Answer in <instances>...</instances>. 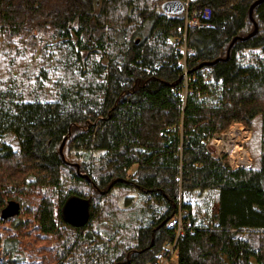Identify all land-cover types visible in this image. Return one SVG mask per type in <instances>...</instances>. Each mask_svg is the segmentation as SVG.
<instances>
[{"label":"trees","instance_id":"16d2710c","mask_svg":"<svg viewBox=\"0 0 264 264\" xmlns=\"http://www.w3.org/2000/svg\"><path fill=\"white\" fill-rule=\"evenodd\" d=\"M165 1L0 0V200L23 202L0 217V264H156L180 212L177 264H264V135L250 167L205 146L259 115L264 132V0L253 18L256 0H187L211 26L189 29L186 65ZM213 189L199 221L182 196ZM75 195L90 200L83 225L63 217Z\"/></svg>","mask_w":264,"mask_h":264},{"label":"built area","instance_id":"2783aa9c","mask_svg":"<svg viewBox=\"0 0 264 264\" xmlns=\"http://www.w3.org/2000/svg\"><path fill=\"white\" fill-rule=\"evenodd\" d=\"M185 8L181 13L184 17V24L178 29V33L173 36L172 41L176 44L177 49L182 53L183 65H186V57L190 52V48L187 44L188 31L190 28H202L211 26V24L202 21L196 10L189 7L188 2L185 4ZM195 79V77H193ZM189 78L187 72L185 74V80L183 89L181 90L183 99H186L187 93L192 91L189 85ZM243 122H233L225 131L214 134L208 138L205 146L211 154L220 157L224 162L226 161L232 168L240 166L250 167L253 166L255 161L248 154L240 156V147L243 146V142L247 140L251 135V130ZM231 129V133H229ZM238 139L240 143L238 142ZM228 155L230 157L228 158ZM130 176L133 175L132 169L128 171ZM168 226L174 229L175 240L166 242L163 250L156 255V264H177L179 250L177 248V239L189 229L188 223L185 221L183 212L173 216L168 221Z\"/></svg>","mask_w":264,"mask_h":264},{"label":"rangeland","instance_id":"374dc122","mask_svg":"<svg viewBox=\"0 0 264 264\" xmlns=\"http://www.w3.org/2000/svg\"><path fill=\"white\" fill-rule=\"evenodd\" d=\"M185 4L187 0H182ZM186 1V2H185ZM206 15H209V12L206 11ZM150 22H146L144 28L142 29V33L137 35V39H142L149 35L150 33ZM72 39H75V35H71ZM204 73L208 79H213L211 69L205 68ZM219 82V81H218ZM220 83V82H219ZM46 98H52L51 94L48 93ZM220 98L218 92H215L210 102H217ZM262 116H257L253 121L252 128L249 127L248 129L251 130L250 137L243 142V146L240 147V156L248 154L251 158L259 160L261 153H262V141H263V127H262ZM229 133H231V129H229ZM238 142L240 143L239 139ZM228 158L230 155H228ZM136 170V167L132 168V172ZM128 198L130 202H134L138 200V195L134 193H129ZM182 200L184 203H189L191 205L192 211L198 216V220L202 221L204 219H209L212 213L218 208V201H219V194L217 190H206L204 192H195V193H184L182 196ZM124 200H121L123 203ZM129 202V203H130ZM8 222H5L3 226L8 225ZM105 228L110 229L111 225H103ZM101 226V228L103 227ZM125 237V234H122Z\"/></svg>","mask_w":264,"mask_h":264},{"label":"water","instance_id":"95a60500","mask_svg":"<svg viewBox=\"0 0 264 264\" xmlns=\"http://www.w3.org/2000/svg\"><path fill=\"white\" fill-rule=\"evenodd\" d=\"M263 0H256L250 7V17L253 18V10L255 6H257L260 2ZM162 8L166 13L169 14H181L185 8L184 2L182 0H167L162 4ZM257 29V27H256ZM249 37V35L247 36ZM247 37L242 36H236L231 45L237 40V39H245ZM230 50V48H229ZM229 50L228 55L229 56ZM214 61H207L204 63H201L200 67H203L204 65H211ZM67 137H65L60 145V152L63 157V159L66 160L63 149L66 143ZM77 165L78 172L80 171V167L78 163H75ZM86 175V174H85ZM86 177H88L86 175ZM89 205L90 200L81 196H71L64 204L62 212L63 217L68 222L75 224V225H83L87 223L90 219V211H89ZM21 211V203L18 200L11 199L7 202V205L2 209L1 211V218L3 220H6L10 217L18 216Z\"/></svg>","mask_w":264,"mask_h":264},{"label":"flooded vegetation","instance_id":"af4514ba","mask_svg":"<svg viewBox=\"0 0 264 264\" xmlns=\"http://www.w3.org/2000/svg\"><path fill=\"white\" fill-rule=\"evenodd\" d=\"M11 199H15V200H18V201H20V203H21V207H22V205H23V202H22V200H19L18 198H6V199H2V200H0V217H1V211H2V209L7 205V202L9 201V200H11ZM16 217H18V216H14V217H10V218H8V219H6V220H8L7 222L8 223H12V222H14L15 221V218ZM2 219V218H1ZM6 220H4V221H6Z\"/></svg>","mask_w":264,"mask_h":264}]
</instances>
